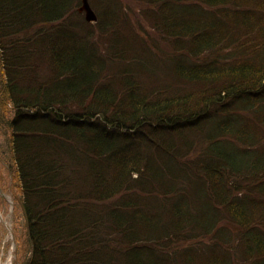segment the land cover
<instances>
[{
    "label": "trees",
    "instance_id": "16d2710c",
    "mask_svg": "<svg viewBox=\"0 0 264 264\" xmlns=\"http://www.w3.org/2000/svg\"><path fill=\"white\" fill-rule=\"evenodd\" d=\"M80 2L0 0L24 264H264V0H150L170 50L117 69L119 5L106 55Z\"/></svg>",
    "mask_w": 264,
    "mask_h": 264
},
{
    "label": "rangeland",
    "instance_id": "374dc122",
    "mask_svg": "<svg viewBox=\"0 0 264 264\" xmlns=\"http://www.w3.org/2000/svg\"><path fill=\"white\" fill-rule=\"evenodd\" d=\"M107 1L108 0H89L97 16V8H104V4H107ZM109 1L116 3V5H119L117 8V14L119 19L118 32L120 38H122L124 41H130L132 44L130 43L131 46L129 45V49H132V47H134L135 50H133L134 52L129 51V49H127L128 51L119 50L117 54L120 53V55L123 56V58L119 59L109 54V58H114L113 64H116V66H112L111 68H120L123 65L130 63L133 58L137 59V57H141L138 55L145 49L154 55V58L150 57L151 59L155 60L157 58L158 61H163L162 57L165 58L167 56V52H169L170 48L166 45L165 42L160 39L159 34H157V31L154 27V18H159V13L155 11L156 8L153 7V3L148 2L150 0ZM80 5L78 6V8L80 7ZM78 8L76 9V12H78ZM64 21L54 23L53 26L61 25L65 23ZM70 21L73 25L79 26V29L81 26V29L79 30L80 33H85V30H82V24L88 23L91 26L90 28H87L89 32L91 33L94 31L96 33L95 42L98 43L100 49L102 48L101 50L103 52H106L104 49L107 48L106 46L110 41V39H108L110 38V36H100L101 34L98 33V28L95 27L98 23V20L94 23H89L85 20L84 14L78 12L77 15H70L68 24L70 23ZM253 30H250L249 32L247 31L248 33H251L252 36H255L253 40H259L260 38H263L262 35H260V38L256 37L257 32L256 30L252 32ZM123 49H125L124 46ZM103 52L101 53L104 54ZM106 55H108L107 52ZM161 64L158 65L160 67H157L160 68V73L155 74L153 76L154 78L152 80H149L148 84L152 83V85H158L170 81L169 76L166 75L168 72H165L166 69H164L163 65L161 66ZM141 72L144 71L141 70ZM1 74L2 72L0 61V78L2 76ZM146 74L147 73H142L141 75L145 79H147ZM40 75L41 74L38 72L36 78L42 81V75L41 78H38L40 77ZM14 114L15 110L10 104L8 105L7 113H5L4 115L0 113V190L2 192V195L0 197V213L3 215L4 220L10 218L11 224L10 233L9 228L5 225V223H0V259L4 257V259L6 260L11 254H13V264H24L30 254V243L27 237V225L21 202L22 194L20 192L19 182L16 178L14 162L11 156V148L8 142L10 132L6 127V120H11L14 117Z\"/></svg>",
    "mask_w": 264,
    "mask_h": 264
},
{
    "label": "water",
    "instance_id": "95a60500",
    "mask_svg": "<svg viewBox=\"0 0 264 264\" xmlns=\"http://www.w3.org/2000/svg\"><path fill=\"white\" fill-rule=\"evenodd\" d=\"M78 12L84 14V18L89 23H94L98 20V16L93 10L89 0H82Z\"/></svg>",
    "mask_w": 264,
    "mask_h": 264
},
{
    "label": "bare ground",
    "instance_id": "6f19581e",
    "mask_svg": "<svg viewBox=\"0 0 264 264\" xmlns=\"http://www.w3.org/2000/svg\"><path fill=\"white\" fill-rule=\"evenodd\" d=\"M2 195V192L0 190V197ZM5 223V225L9 228V231L11 233V224H10V218H7L6 220H4L3 215L0 213V223ZM0 264H13V254H11L6 260L3 258L0 259Z\"/></svg>",
    "mask_w": 264,
    "mask_h": 264
}]
</instances>
